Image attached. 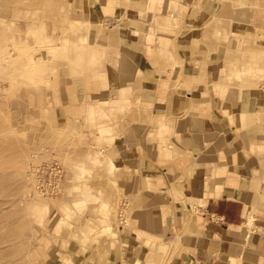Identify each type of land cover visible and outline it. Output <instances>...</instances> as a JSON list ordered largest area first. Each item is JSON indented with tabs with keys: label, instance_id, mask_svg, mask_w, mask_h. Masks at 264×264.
<instances>
[{
	"label": "rangeland",
	"instance_id": "obj_1",
	"mask_svg": "<svg viewBox=\"0 0 264 264\" xmlns=\"http://www.w3.org/2000/svg\"><path fill=\"white\" fill-rule=\"evenodd\" d=\"M161 1L145 8L152 11L161 5L167 14L155 19L154 23H160L158 31L146 36L147 46L152 44L157 58L152 60L146 54L142 65L144 73L145 68L152 69L157 81L140 87L133 75L121 74L119 79L99 69L93 49L96 31L90 41L83 38L90 16L94 22L105 17L100 15L104 5L94 9L88 0H0L1 239L23 225L22 233L12 232L11 241L2 243L7 250L0 253L12 251L11 263L5 253L0 254V264H82L84 256L93 258V250L103 255L101 264L113 259V251L114 264H122L119 246L122 235L136 231L138 190L152 181L154 169L160 175L167 168L172 173L165 177L174 176L179 151L186 154L187 162L193 157L187 147L173 144L171 129L164 134L165 125L158 121H167L163 110L171 78L184 82L185 73H192L187 62L192 38L198 50L208 49L204 83L210 98L202 101L216 109L231 107L236 118V108L250 100V92L259 95L264 86V0L248 2L242 10L234 0ZM107 3L115 9L112 16L128 8L134 18L132 0ZM171 15L175 19L168 23L165 19ZM110 19L104 18L99 28L111 27ZM163 25L178 29L171 54L159 50ZM122 26L121 45L137 60L140 56L129 49ZM176 44H180L179 50ZM68 100L73 104L68 112L70 127H59ZM257 110L263 115L257 135L249 138L242 132L245 147L226 148L230 157L222 169L245 174V185L254 189L264 179L263 98L258 99ZM140 121L150 126L148 163L141 165L151 175L144 176L138 175L134 165L129 166L136 160L133 155L121 150L122 138ZM114 152L121 171L107 163ZM192 161L203 164L200 159ZM250 164L255 166L253 170ZM177 193L175 189L179 198ZM255 200L246 220L253 219V234L258 230V215H264L258 206H264V195L259 193ZM104 226L109 227L101 230ZM181 246L171 244V249L174 252ZM232 259L225 264H241ZM170 261L171 257L164 264Z\"/></svg>",
	"mask_w": 264,
	"mask_h": 264
},
{
	"label": "crops",
	"instance_id": "obj_2",
	"mask_svg": "<svg viewBox=\"0 0 264 264\" xmlns=\"http://www.w3.org/2000/svg\"><path fill=\"white\" fill-rule=\"evenodd\" d=\"M88 1L94 9L96 5H104L100 15L105 17L101 21L111 17L112 22L111 27L103 25L99 28L101 21L94 22L90 16L83 28L85 41H90L93 32L98 33L93 49L96 51V63L99 69L112 72L114 77L119 79L121 74L133 75L135 83L140 87L156 82L157 77L151 73L152 69L145 68L146 73H144L142 65L143 58L147 57L146 54H149L148 57L152 60L157 58L152 44L149 43L150 45L147 46L146 36L149 32L154 31L155 34L158 31L157 27L160 23H154L155 19L157 20L161 14H167L161 10L162 6L155 7L152 12L145 9L149 6L150 0H132L131 6L135 12L132 18L129 16L128 8H123L120 13L112 16L115 9L107 3V0ZM234 1L242 10L246 7L244 4L258 0ZM174 19L175 15H171L165 21L169 23ZM139 22L148 24L149 29L146 32H137L136 30L140 28ZM121 25H123L122 33L127 36L129 49L140 56L137 60L129 56L121 45L119 36ZM177 31L178 29L173 25L161 27L160 51L165 54L172 51ZM153 33L150 35L154 36ZM242 42L244 43L245 40ZM188 45L187 62L192 66V73H185L184 82L171 78L163 110L167 121L162 122V118L158 121L165 125L164 134L171 129V134L174 135L173 144L187 147L188 152L193 153V157L187 162L186 154L179 151L176 161L179 160L180 163L178 162L175 168L173 166L175 175L171 174L172 177H165L168 173H172L167 168H163V173L159 172L160 175H164L161 177L157 175L158 169L152 167L155 171L152 181L144 183L145 185L138 190L134 225L136 231L122 235L119 246L123 257L121 263L164 264L171 257L169 264H225L228 259L233 260L232 258L238 259L241 264H264V215H258V230L254 231V234L246 224L249 209L252 211L249 206L256 201L259 193L264 195V179L261 186L254 189L245 185L247 182L245 174L239 175L232 170L226 172L222 170L226 168L225 162L230 157L225 154V149L245 147L240 135L244 131L249 138L257 135V126L263 119V115L257 110L258 99H264V93L262 88L259 95L250 92V100L236 108V118L231 107L216 109L209 101H202L210 98L207 93L208 86L204 83L208 67L206 65L208 49L206 52H203V49L198 50L194 38ZM200 45L207 47L202 43ZM179 46L180 44L175 45L176 50L180 49ZM136 96L140 94L137 93ZM65 108L66 114L60 116L59 127L69 128L71 123L69 113L73 104L68 100ZM148 125L142 121L134 123L122 138L121 150L125 149L133 155L131 157L136 160H133L134 162L129 166L134 165L138 175L141 176L150 174L147 168L141 165L147 162L150 151ZM158 127L159 125L156 129ZM216 154H219L217 158H215ZM122 159L126 158L123 156ZM193 159H200L203 164L199 166L196 161H192ZM119 161L115 152L107 157L108 165L121 171L122 166L117 165ZM185 166L187 167L182 170ZM249 166L251 170L255 168L253 164ZM175 189L179 198L174 194ZM250 193L254 194L253 198ZM182 196L187 200L184 201ZM258 206L264 211V206L259 204ZM177 235L182 240L181 238L177 240ZM74 243L78 244L76 241ZM171 244L173 246L182 244V246L180 249H174L173 252ZM91 247L88 249H93ZM114 252H111L113 259L105 264L115 263ZM102 256L101 253H94L93 250V258L84 256L81 262L101 264Z\"/></svg>",
	"mask_w": 264,
	"mask_h": 264
},
{
	"label": "bare ground",
	"instance_id": "obj_3",
	"mask_svg": "<svg viewBox=\"0 0 264 264\" xmlns=\"http://www.w3.org/2000/svg\"><path fill=\"white\" fill-rule=\"evenodd\" d=\"M155 1H156V0H150V2H149V7H150V8H152L151 2H155ZM162 1H163V0H162ZM162 1H161L160 3H163ZM152 12H153V11H152ZM82 16H83V15H82ZM139 23H140V25H139L140 28L142 27V28H143L144 30H146V31H147V29H149V28H148V24L141 23V22H139ZM144 30H142V31L145 32ZM136 31L139 32V33L141 32L140 29H138V30H136ZM261 86H262V85H261ZM6 219H7V218L5 217V220H6ZM252 222H253V219H251L250 221H249V219H248V221L246 222V224L249 226V228L252 226ZM20 225H21V226H17L16 229H11L9 233H11V235L14 234V233H12V232H18V233L21 232V233H22V231H23V225H22V224H20ZM108 227H109V226H104V227L101 228V230L106 229V228H108ZM7 233H8V232H7ZM7 233H6V234H7ZM9 233H8V234H9ZM18 233H16L15 235H17ZM8 234H7V235H8ZM11 235H10V236L8 235V236H9V237H12ZM0 236H1V235H0ZM3 236H4V235H3ZM8 236H7V237L4 236L5 238L2 237L3 239H1V237H0V252H4V250H7V249H5L6 246H5V247L3 246V247H4V249H3L2 245H3L4 243H6V242H10V241H11L10 238H9ZM12 239H13V238H12ZM2 243H3V244H2ZM10 244H11V243H10ZM9 247H13V246H9ZM7 248H8V247H7ZM16 248H17V246H16ZM16 248H15V249H16ZM8 249L10 250V248H8ZM15 249H12V250H15ZM10 251H11V250H10ZM5 253H6V252H5ZM5 253H4V255H3V253H0V254L3 255V256H5ZM11 253H12V251H11V252L7 251V253H6V254H7L6 256H8V258H7V257H5V258L8 259V263H11V261H12V260H11V256H12ZM14 254H15V252H14ZM3 256H2V257H3ZM13 256H14V255H13ZM0 257H1V256H0ZM2 257H1V259H2ZM5 258H3V259H5ZM15 259H16V258H15Z\"/></svg>",
	"mask_w": 264,
	"mask_h": 264
},
{
	"label": "built area",
	"instance_id": "obj_4",
	"mask_svg": "<svg viewBox=\"0 0 264 264\" xmlns=\"http://www.w3.org/2000/svg\"><path fill=\"white\" fill-rule=\"evenodd\" d=\"M262 91H264V86H262Z\"/></svg>",
	"mask_w": 264,
	"mask_h": 264
}]
</instances>
